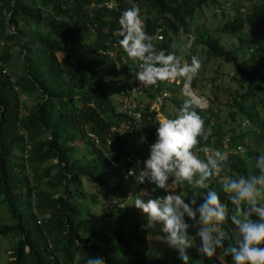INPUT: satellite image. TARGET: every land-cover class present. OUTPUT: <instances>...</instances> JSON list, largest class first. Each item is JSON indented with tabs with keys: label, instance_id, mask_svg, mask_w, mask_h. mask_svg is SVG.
I'll use <instances>...</instances> for the list:
<instances>
[{
	"label": "trees",
	"instance_id": "1",
	"mask_svg": "<svg viewBox=\"0 0 264 264\" xmlns=\"http://www.w3.org/2000/svg\"><path fill=\"white\" fill-rule=\"evenodd\" d=\"M106 1L0 0V203L10 219L0 224V236L15 239L8 264H86L93 256L105 264H185L179 253L167 262L146 256L147 237L165 234L159 225L145 229L147 217L140 218L132 207L136 195L147 199L143 192L151 198L167 194L153 191L155 185L147 181L137 184L126 172L143 168L156 140L155 114L174 118L188 99L180 84L160 82L133 96L143 104L138 122L126 113L130 101L124 100V83L111 84L120 72L131 83L136 78V64L114 35L132 4L141 9L145 31L160 33L154 41L158 50L178 54L187 45L189 62L195 55L231 65L232 86L214 85L209 104L195 109L212 129L201 146L227 153L234 174L254 171L255 160L264 154V143L249 145L264 137V0H113V7ZM203 8L210 11L205 14ZM177 34L186 40L173 48ZM223 34L236 39V46L226 48ZM78 42H87L86 50L79 52ZM15 66L19 74L13 73ZM163 90L168 95L161 97ZM217 91L227 95V117L235 127L223 130ZM122 123L128 128L121 130ZM138 132L145 144H136ZM86 183L95 192H86ZM208 184L231 209L219 180ZM194 190L181 189L186 199ZM196 191L201 195L194 207H199L207 190ZM99 199L109 204L90 216L86 201ZM225 228L234 235L231 224ZM199 243L197 237L186 250L187 264H233L231 257L207 258Z\"/></svg>",
	"mask_w": 264,
	"mask_h": 264
},
{
	"label": "clouds",
	"instance_id": "2",
	"mask_svg": "<svg viewBox=\"0 0 264 264\" xmlns=\"http://www.w3.org/2000/svg\"><path fill=\"white\" fill-rule=\"evenodd\" d=\"M118 23L120 27L114 35L121 37L120 47L136 64V81L149 87L182 80L188 97L174 118L158 119L156 140L150 146L143 168L128 172L137 184L147 181L155 185L153 191L160 189L167 193L151 198L142 191L147 199L139 194L133 198L132 207L147 217L145 229L155 230L159 225L165 234L164 243L176 250L185 264L189 259L186 250L193 247L197 237L198 251L209 259L222 256L231 257L233 264H264V154L255 160L254 171L247 175L231 173L227 153L201 146V140L207 141L212 129L205 127L204 118L195 110L203 108L204 103L190 89L201 67L199 59L191 55L189 62L187 45L180 47L178 54L158 50L156 38L145 31L139 5L132 4L121 14ZM237 150L246 152L243 147ZM212 178L219 180L231 209L221 201L218 192L208 190V181ZM186 188L207 190L199 207H194L195 198L185 202V192L181 189ZM177 190L178 194H174ZM185 217L195 221V225L187 223ZM197 224L196 236H190L188 229ZM227 224L233 226L234 235L226 230ZM230 238L233 242L225 246L224 242ZM86 264H105V261L93 256L88 257Z\"/></svg>",
	"mask_w": 264,
	"mask_h": 264
},
{
	"label": "rangeland",
	"instance_id": "3",
	"mask_svg": "<svg viewBox=\"0 0 264 264\" xmlns=\"http://www.w3.org/2000/svg\"><path fill=\"white\" fill-rule=\"evenodd\" d=\"M203 11L205 14H207L210 10L207 8L206 9L203 8ZM219 37H220L221 42L224 44V46L226 48L235 47L237 44L236 39H234L232 36H230L228 34H223V35H220ZM91 39L92 38L90 37L88 39V41H90ZM189 39L190 38H188V41H189ZM185 40L186 39L184 38V36L182 34H177L176 37H174V39L172 41V47L174 48V47L180 46L181 44L185 43ZM85 43H87V42H85ZM85 43L81 44V42H78L77 46H78L79 52L86 50ZM186 44H188V42ZM79 45L81 47H79ZM56 56L58 59L62 58V56L58 53L56 54ZM197 58L200 61L201 67L199 69L198 75L195 77V86L190 87V89L193 92H195V94L202 99V101L204 103V107H206L209 104V98H211L213 91H215L214 85H216L218 83H222L221 86L226 87L227 85L232 84L230 82V80L228 79V75H227V74L231 73V65L220 62L218 60L204 59V57H201V56H197ZM215 68L217 70H216V72H213L212 70ZM12 71L14 74H19V68L17 66H15L14 70H12ZM118 76L119 77L117 78V80H115V82L111 84L112 87H114V88H115V86L120 87V84H121V86H123V83H124V88H123L124 92L127 91L126 89H128V87H130L131 90L134 88V85L137 82V81L135 82L136 78L133 80V83H131L130 79L128 78V81H127L123 77L121 72L119 73ZM178 81L181 83L180 86L178 87L180 90L179 92H182L183 94L182 93L181 94L183 96L187 97L185 95V89L182 88L184 86V82L182 80H178ZM170 82H166V83H170ZM173 84L177 85L176 83H173ZM216 94H218V96L221 100V103H222V104H217L218 105V117L221 118V122H223V119L225 118L224 123H222V127H223V130H226L227 128H229V126L234 125L227 117V112H228V110H230V107L224 103L225 100L227 99V95L225 96L224 92H222V91H217ZM110 98L113 102H116V95H111ZM23 101H25V99H21V102H23ZM155 116H156L157 120L161 117L159 113H156ZM242 123H244V121ZM235 126L236 125H234V127ZM253 143H255L254 145H256L255 146L256 148L260 147L264 143V137L260 138V139H257L255 137L253 142H249V145L250 144L252 145ZM77 152L82 153L83 147L81 146L77 150ZM143 153L148 154L147 150H143ZM78 155H80V154H78ZM203 155L205 158L204 153H203ZM85 190H86V192L91 194V193L95 192L96 189H95V187L86 183L85 184ZM197 193L198 192L196 191V189L194 191H192L191 196L189 197V199H186L185 202L188 203V202H190L191 199H194V198L197 200L198 197L201 195L200 193H199V195H197ZM176 194H178V193H176ZM98 202L99 203L95 204L92 202L90 203L89 200L86 201L87 210L89 211L90 216H96L98 213H100L101 206L109 204V202H107L104 199H99ZM138 214H139L140 218L144 217V214L140 210H138ZM185 221L187 223H189L190 225H195V223H196L195 221L189 220L187 217H185ZM9 222H10V219L8 218V213L6 211L5 204L0 203V224H7ZM198 227H199L198 224L194 227H190L188 229V234L190 236L196 235L198 232ZM164 241H165V237H161L158 235L148 236L147 237V250L145 252L146 256L148 258H152V259L158 258L162 262H167L168 258L172 254L178 253L176 250L170 248L166 243H164ZM14 244H15V239L10 238L9 235L0 236V264H8V261L10 260L9 253H10L11 248L13 247Z\"/></svg>",
	"mask_w": 264,
	"mask_h": 264
},
{
	"label": "built area",
	"instance_id": "4",
	"mask_svg": "<svg viewBox=\"0 0 264 264\" xmlns=\"http://www.w3.org/2000/svg\"><path fill=\"white\" fill-rule=\"evenodd\" d=\"M105 5L107 7H113L114 6V1L113 0H107L105 2ZM9 31H12V27L9 28ZM156 39H161V35L160 33H156L155 36H154ZM136 82V80H135ZM172 83H176L177 85L181 84L178 80L177 81H171ZM150 88L152 87H155V86H149ZM148 87H144L143 85H140L139 82L137 81L136 84L134 85V88L131 90L130 87H128V89H126L127 91V96L128 97H125L124 100L126 102L130 101V105H129V108L126 110V113L128 115L131 116V118L135 121V122H138L140 120V116H141V113H140V109L143 108V104L141 103H138L136 102L134 99H133V96L135 94L137 95H142V92L147 89ZM184 88V86L182 87ZM185 89V88H184ZM160 96L161 97H164V96H167L168 95V92L166 90H163L162 92L160 91ZM182 93V92H181ZM183 94V93H182ZM159 103V100L158 102ZM128 128L127 125L125 123H122L121 124V130H124ZM95 142H97L96 139H94ZM146 142V139H145V135L143 132H138V136H137V139H136V144L137 145H142V144H145ZM108 144V141L106 142ZM239 147L237 146L236 149H238ZM130 171V168H128L127 170V174L128 172Z\"/></svg>",
	"mask_w": 264,
	"mask_h": 264
}]
</instances>
